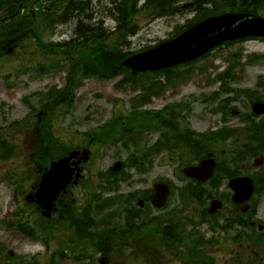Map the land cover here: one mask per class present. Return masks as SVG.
<instances>
[{
    "label": "rangeland",
    "instance_id": "1",
    "mask_svg": "<svg viewBox=\"0 0 264 264\" xmlns=\"http://www.w3.org/2000/svg\"><path fill=\"white\" fill-rule=\"evenodd\" d=\"M192 15L193 13H186V16ZM149 19L148 16L147 18L141 17L140 24L142 28L136 36L131 38L133 50L167 39L176 26L175 22L167 23L165 19L153 21H149ZM70 29V27H67V30L70 31ZM65 37L67 36L63 35L59 38L63 39ZM47 38L56 39L54 34H49ZM25 48L24 54L16 55L10 60L0 61V127L8 126L10 123L25 117L30 107L23 101L24 97L32 95L36 105L33 113L35 114L34 118L31 117L29 112L31 120L28 122L29 116L25 118L26 126L20 123L2 133L4 135L2 137L10 139L16 144L18 151L8 161H0V243H3L5 248L16 250L17 253L22 255L42 251L44 245L42 243L38 244V242L33 243L29 238L19 237L13 229L4 224L3 221L8 219L13 208L9 205V187L11 183L2 180L1 176L10 170H23L24 176L28 179L25 188L29 189L32 182L35 181L37 175L34 170V162L31 161V154L40 153L38 139L42 138V129L37 124L36 116L41 110V104L46 100L45 96L49 88L64 87L67 75L64 69L37 78L36 71H34L37 64L44 63L48 65L52 61L59 60V58L49 54L44 56L33 40L29 41V45ZM239 51H242L245 55L242 62L246 61L248 56L252 54L264 55V42L248 40L215 51L206 60L193 65L195 71L191 78L177 86L168 87L162 95L152 98L143 108L156 109L163 103L186 102L190 106L191 114L183 118L186 116L185 113H180L178 118H183L186 124H190L192 128L197 130L208 128L213 121L217 122L221 117L220 113H212L211 111L220 106L222 100L231 98L233 95L232 92L223 93L219 95L218 99L212 101L210 99L212 94L210 93L221 86V81L209 84V78H211L209 73L212 72V76H214L217 72L227 68L232 61L229 58L232 54L239 53ZM26 67H30L31 70H28V73L22 72ZM205 68L206 71L201 70ZM209 68L214 69L209 70ZM243 74H245L243 79L250 80L246 83L242 81L240 83L230 82L232 88H239L244 85L248 88H254L257 75L264 77V62L246 65ZM116 84V79L107 81L97 78L85 80L83 85L73 94L69 103L58 105L50 116L51 132L55 144L60 145V148L82 146L86 138L80 136L77 132L82 133L93 128L100 130L102 124H105L114 115L115 108L118 115H124L131 110V104L134 103L133 99L138 93L140 95V90L130 89L129 87L121 89ZM230 103L241 108L243 98L242 102L232 100ZM7 133H9V138L6 137ZM159 134L158 131H154L153 134L148 133V137H145L147 143H154ZM93 151V158L91 163L88 164L89 167L85 177V182L88 181V183L83 184V181L81 183L83 185L80 184L81 186L75 190L78 201H84L90 193L100 192L99 189L93 188L97 181V170H107L118 160L127 162L126 157L133 153V148L130 147L127 150L122 144H112L106 147L96 143L93 145ZM99 153H102V157ZM170 158H166L163 162H159L156 158L153 167L147 173L140 174L135 168L128 167L125 172L131 176L122 181L120 192L126 194L129 191L136 190V188L146 189L152 185L155 178L160 176L170 178L176 185L186 184L185 180L178 178L179 169H175L177 163ZM107 195H112V192H108ZM114 209L116 208L111 207L106 209L105 212Z\"/></svg>",
    "mask_w": 264,
    "mask_h": 264
},
{
    "label": "flooded vegetation",
    "instance_id": "2",
    "mask_svg": "<svg viewBox=\"0 0 264 264\" xmlns=\"http://www.w3.org/2000/svg\"><path fill=\"white\" fill-rule=\"evenodd\" d=\"M81 1L73 0L77 16L81 12ZM250 1L254 7L259 4L257 10L263 7L260 5L264 4V0ZM109 6L110 0H97V4L96 0H84L81 3V7H89V11H103ZM95 17L96 25L105 20ZM94 33L98 32L94 30ZM94 33L92 37H96ZM256 101L261 102L256 99L254 103ZM229 118L233 119L230 121ZM229 118L223 120L224 124L217 131L222 134L224 127L234 128L236 132L231 136L224 133L210 140L207 136L192 137L184 143L188 151V140L194 142L196 146L191 150L200 160H215L214 174L199 186L200 196L194 204L183 200L182 195L175 196L171 187L170 197L178 201L168 211V216L164 218L167 223L162 227V240L167 246L168 258L160 260V239L155 238L156 234L159 236V231L154 232L153 237L157 247L154 249V261H160L159 264H264V136L261 131L264 129V113H259L251 104L248 114L234 109ZM170 151L174 153L176 150L171 148ZM78 164L85 166L83 162ZM182 188L189 192L187 190L191 186ZM151 192H148V198ZM77 203L71 188L61 194L50 211L46 212L31 203L27 211L31 218H44L49 224L63 223L66 224L64 229L73 232L71 244L75 248L62 253L59 264H96L95 209L90 205L80 208ZM155 219L160 218L157 216ZM198 219L202 231L196 233L192 225ZM123 220V228L129 229L130 233L116 232L113 227L104 246L108 264H143V260L139 259L144 250L142 224L139 225L138 220L136 222L132 217ZM48 264L54 262L49 261Z\"/></svg>",
    "mask_w": 264,
    "mask_h": 264
},
{
    "label": "water",
    "instance_id": "3",
    "mask_svg": "<svg viewBox=\"0 0 264 264\" xmlns=\"http://www.w3.org/2000/svg\"><path fill=\"white\" fill-rule=\"evenodd\" d=\"M254 34L264 36V18L225 15L203 22L181 37L160 46L159 49L131 57L125 63L135 70L158 69L191 60L224 40ZM75 154L76 152H73L70 157L53 163L50 171L45 175V180L48 181L55 172L63 170ZM168 193L167 185L157 184L153 196L155 205L158 207L164 205Z\"/></svg>",
    "mask_w": 264,
    "mask_h": 264
},
{
    "label": "trees",
    "instance_id": "4",
    "mask_svg": "<svg viewBox=\"0 0 264 264\" xmlns=\"http://www.w3.org/2000/svg\"><path fill=\"white\" fill-rule=\"evenodd\" d=\"M126 20H127L126 26L128 27V29H131L130 26L132 25V16L131 15L126 16ZM61 47L60 46L59 47L57 46V48H55L54 46L53 47H48L47 50L48 51H57V52H59L61 50ZM62 49H64L65 52H68L69 56H74L73 53H72V49H73L72 44L63 45ZM80 56H81V59H83V60L80 59V63H83V64L78 65V63L71 62V71H70L69 79H70L71 84L73 86H75V87L80 85L82 77L87 75L88 73H90L89 75L95 74V75L98 76V74H99L98 67L99 68L101 67L103 69H104V67H108V68L112 69L113 64H114V63H111L110 65H103L102 64L103 66H96V65L94 66L93 64L91 65L90 64V58H92V55L90 54V48H88V49L84 48L82 50V53L80 54ZM107 58H111L112 59V57H110V56H108ZM256 58H259V57H255L253 59H256ZM92 60H93V58H92ZM77 66L81 67V69L77 68ZM52 67H60V65H54ZM112 74L113 73L111 72V76H112ZM55 95H57V94H55ZM49 99L50 100H56V98L54 97L53 94L49 95ZM138 121H139V118L136 117L135 122H138ZM119 124L120 123L117 122L116 124L109 125L110 132L112 133V130L115 127H117ZM132 127H134V125ZM110 132L108 133V136H109ZM49 138L50 137L48 136L47 137V141L42 144V148L41 149L44 152L46 151V149L50 148V145L47 143L49 141ZM127 142H130V143L132 142L134 144L138 143L134 138H129L127 140ZM3 148H7V149L10 150L11 148H14V146L10 145L8 142L0 139V159H5V158H8L9 156L12 155L11 154L12 151H9L7 153L6 152L7 150L4 151ZM136 158H138V157H136ZM130 163L133 164V165H136L141 171H144L146 169L145 166H144V162L143 161L141 162V159H132Z\"/></svg>",
    "mask_w": 264,
    "mask_h": 264
},
{
    "label": "bare ground",
    "instance_id": "5",
    "mask_svg": "<svg viewBox=\"0 0 264 264\" xmlns=\"http://www.w3.org/2000/svg\"><path fill=\"white\" fill-rule=\"evenodd\" d=\"M134 6V3L132 0H129L128 2H124L123 0H110V6L103 11L100 10H94V11H88L87 14H84V16L78 21L79 23H94L92 25V28L96 30V17L100 16L101 18H104L105 20H114L117 16H123L125 15L127 9ZM91 24H85L82 26L81 30L84 31L88 28H90ZM109 30V29H108ZM104 31V34H109L110 31ZM108 56L111 57V54L106 53L102 56L103 59L107 60Z\"/></svg>",
    "mask_w": 264,
    "mask_h": 264
}]
</instances>
